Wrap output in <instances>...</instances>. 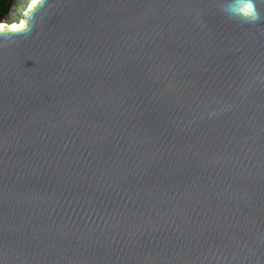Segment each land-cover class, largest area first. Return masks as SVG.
Returning a JSON list of instances; mask_svg holds the SVG:
<instances>
[{
  "label": "water",
  "instance_id": "95a60500",
  "mask_svg": "<svg viewBox=\"0 0 264 264\" xmlns=\"http://www.w3.org/2000/svg\"><path fill=\"white\" fill-rule=\"evenodd\" d=\"M245 2L41 0L0 34V264H264Z\"/></svg>",
  "mask_w": 264,
  "mask_h": 264
},
{
  "label": "clouds",
  "instance_id": "9594fccd",
  "mask_svg": "<svg viewBox=\"0 0 264 264\" xmlns=\"http://www.w3.org/2000/svg\"><path fill=\"white\" fill-rule=\"evenodd\" d=\"M31 2V0H29V3ZM18 10H20L21 8L19 7V5L17 4L15 6ZM24 10L20 12V16L22 17V19L20 20H25V26L22 30H20L19 32H11L9 31V29H11L12 25L14 23H19V22H14L12 19L13 13L9 12L8 14V18L5 20H0V34H5V33H24V32H28L29 31V23L28 21V17L25 16V7L23 8ZM230 18L231 17H238L239 19L245 21V22H255V21H259L261 19L260 13L256 8L255 5V0H246V2L243 4L242 8H239L238 10L235 9L233 7L232 4H229L225 7H223L222 9ZM35 11V9H33V12Z\"/></svg>",
  "mask_w": 264,
  "mask_h": 264
},
{
  "label": "snow or ice",
  "instance_id": "6c2138e0",
  "mask_svg": "<svg viewBox=\"0 0 264 264\" xmlns=\"http://www.w3.org/2000/svg\"><path fill=\"white\" fill-rule=\"evenodd\" d=\"M40 4H41V0H31L30 3H29V0H27L26 8H25L26 9L25 10V16L29 18L34 13L33 9H36L37 6ZM25 23H26L25 20H19V23H14L12 25L11 29H9V31L19 32L20 30H22L24 28Z\"/></svg>",
  "mask_w": 264,
  "mask_h": 264
},
{
  "label": "trees",
  "instance_id": "16d2710c",
  "mask_svg": "<svg viewBox=\"0 0 264 264\" xmlns=\"http://www.w3.org/2000/svg\"><path fill=\"white\" fill-rule=\"evenodd\" d=\"M7 0H0V15L4 13Z\"/></svg>",
  "mask_w": 264,
  "mask_h": 264
}]
</instances>
